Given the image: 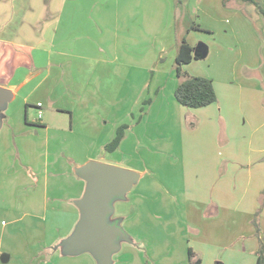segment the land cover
Wrapping results in <instances>:
<instances>
[{
  "label": "crops",
  "instance_id": "obj_1",
  "mask_svg": "<svg viewBox=\"0 0 264 264\" xmlns=\"http://www.w3.org/2000/svg\"><path fill=\"white\" fill-rule=\"evenodd\" d=\"M159 1L146 9L147 0H0V87L12 94L0 108V258L9 250L5 242H24L26 231L30 242H42L53 253L46 264L76 257L66 255L61 244L81 219L77 202L87 183L78 170L95 161L140 174L132 191L114 204L112 219L131 237L113 256L120 257L116 264H190V249L201 264L258 263L262 237H253L252 220L264 191V148L254 149L250 141L249 152L239 154L234 132H228L237 107L242 110L235 89L246 83V4ZM179 8L191 19L185 32L221 37L215 50L187 41L201 59L217 58L229 71L222 80L206 76L218 96L208 107L188 109L173 99L178 79L172 89L166 86L175 73L163 60L168 50L176 58L183 39L178 35L174 44L169 35ZM197 61L184 70L193 75ZM39 110L45 112L41 121L32 118ZM209 114L212 123L217 115L226 121L223 148L214 143L216 130L195 131ZM124 124L131 128L120 147L108 152ZM66 214L70 220H61ZM218 221L227 233L236 228L239 234L222 242L213 231ZM7 253L6 264H43V257L28 258L25 249ZM84 254L80 260L98 264Z\"/></svg>",
  "mask_w": 264,
  "mask_h": 264
},
{
  "label": "rangeland",
  "instance_id": "obj_2",
  "mask_svg": "<svg viewBox=\"0 0 264 264\" xmlns=\"http://www.w3.org/2000/svg\"><path fill=\"white\" fill-rule=\"evenodd\" d=\"M257 1L261 5V7L264 9V0H257ZM129 2L131 3L132 1H129ZM153 2H156L158 4L160 3L159 0H153L152 3ZM152 3H150V0H147V2L144 3L146 4L144 8L148 9L149 5L151 6ZM239 4L244 5L243 3H240V2ZM245 11H246V22L249 25L250 31H251V32L246 31V69H245L246 83H243V84L238 83V86L235 89V96L239 94L241 95L242 110L239 111V107H237V113L232 115L231 124H229V127H228V132H231V131L234 132L232 140H233L234 146H236L235 151L239 154L243 152H247V153L249 152L250 146L247 144V142L249 143L250 141L254 149L264 148V17L261 14L256 13V7L253 5L246 4ZM178 12L179 13L177 15L175 23H174V19L171 18L172 24L173 23L174 24H173L172 32L169 35L171 38L174 39L173 40L174 44L178 39L177 36L179 35L182 38H186V40L189 41L190 43H198V44L204 43L212 47L214 50L221 46L220 45L221 37L219 34H217V37H215L213 34H211V32H208L207 30L189 33V34L185 32L186 31L185 29L188 23L189 22L191 23V19L187 14L183 15L185 11L182 8H179ZM154 21H156V24H157L158 17H155ZM193 27L194 26H192L190 30L191 29L193 30ZM163 35L164 33L161 32L158 37H163ZM196 40L198 42H196ZM157 41L158 39H156L155 43H157ZM232 41L235 42L234 39H232ZM233 46H235V44H232V47ZM173 47L174 46H172L171 48ZM168 52H171V55L169 53L168 59L164 58L163 64L165 65L167 69H171L170 63H172L173 69H174L173 71L175 73V76H173L172 79L171 78L168 79V84L166 85L167 88H169L170 90V88L172 89L174 87V84L176 83V80L178 79V77H177V73L175 69L176 58L174 56V52L173 50L172 51L168 50ZM176 55H177V51H176ZM199 60L200 61L194 62L191 67V70L194 71V74L193 73L192 74L196 75L197 77L207 78L208 75H212L217 80H222L224 76L227 75L229 72L226 69H224V67H223V70L220 68V65H219L220 62L217 58H214L211 60H206V59H199ZM177 81L179 83V79ZM172 96H173V99L176 100L175 92L174 94H172ZM152 99H154V97ZM141 107L143 106L141 105L140 108ZM139 111L140 109L138 110V114H139ZM203 113L204 112H202V114ZM32 118L37 119L36 112L33 113ZM211 118H212L211 114H209L208 116L202 115V117L200 118V125L199 126L197 125L195 131L204 132L207 129H211V131L216 130L217 135L215 136L217 137L215 138L214 143H216V145H218L219 148H223L225 146L224 140H227L226 139V128H227L226 121H224V119L221 118L220 115H217V118L213 120L214 123H212ZM188 127L191 128L190 126ZM202 139L206 140L205 137H203ZM228 139L229 140L231 139L229 135H228ZM219 148H218V151L223 150ZM143 162L146 164L144 160ZM145 164H144L145 168L147 167L146 165L149 166L148 163L146 165ZM173 181L175 182V185H176L178 183V176L175 175V177L173 178ZM142 182L144 183V181ZM142 190L145 191L146 188L143 187ZM258 203H259V207L255 212L254 218L252 220V224L254 225V228L256 231L253 237L259 238L260 233H261L262 238L261 240L257 242L259 245V248H258V251H259L260 248L264 250V191L259 197ZM70 218H71L70 214H66L64 217H60L61 220L63 219L65 221L70 220ZM112 221L120 223V221L113 220L111 218L110 222ZM262 224H263V228H262ZM17 227L20 229L22 228V225H19ZM121 228L126 233V235L129 236L131 240L130 234L126 230L127 228L122 227V226ZM238 228H242V226H238ZM226 229L227 228H224L223 223H221V221H218V223L213 227V231L216 230L217 234H219L220 236L218 239H220L222 242L228 241L227 236H231L232 238L233 234L238 232L237 229L235 228L233 231H229L227 233ZM187 231L188 233L192 234V236L194 237L195 232L191 231L189 227L187 228ZM138 234L142 237V236H146L147 232L144 229H140ZM237 234H239V232ZM28 236L29 235L27 234V231H26V240L24 242L17 241V242H12L11 244L9 243L8 245V242L6 241L5 248L9 250H4L5 252L3 254L10 255L7 252L11 250L15 251L21 248V249L26 250L27 252L26 255L28 258L30 257L35 258L36 256H39V257H43L42 259L43 264L48 263L53 257L52 256L53 253H50V254L46 253L47 251L45 248L46 246H44L42 242H37L33 244L32 242H30V240H28ZM251 237L252 236L249 234V239H251ZM40 240H43V239L41 238ZM236 247L237 248L240 247V245L237 244V241H236ZM258 251H257V254H258ZM143 252H144V256H146V252L145 251ZM85 255L86 254L81 255V256L79 255L76 257H68V259H70V262L68 264H87L84 260H80ZM116 257H114L113 259V264H116V261L120 259V257L119 258L118 257L116 258ZM188 257H189V253H188ZM21 259L23 260V258ZM198 259L201 260V258L197 257L195 254V258L193 259V261H196ZM15 261L16 260L14 259L12 263H15ZM217 261H220V260L217 259ZM34 262L35 260L33 261V263ZM93 262L95 264L94 259H93Z\"/></svg>",
  "mask_w": 264,
  "mask_h": 264
},
{
  "label": "water",
  "instance_id": "obj_3",
  "mask_svg": "<svg viewBox=\"0 0 264 264\" xmlns=\"http://www.w3.org/2000/svg\"><path fill=\"white\" fill-rule=\"evenodd\" d=\"M199 52L196 49V53ZM206 53L204 51L203 56ZM11 95L9 89L0 87V108L9 102ZM78 175L87 183L84 198L77 202L81 219L74 234L61 246L68 256L90 253L98 264H113V256L120 251L122 243L131 242L120 223L110 222L114 214V204L132 191L140 180V174L92 161L82 166ZM1 260L6 264L10 261V256L3 254Z\"/></svg>",
  "mask_w": 264,
  "mask_h": 264
},
{
  "label": "trees",
  "instance_id": "obj_4",
  "mask_svg": "<svg viewBox=\"0 0 264 264\" xmlns=\"http://www.w3.org/2000/svg\"><path fill=\"white\" fill-rule=\"evenodd\" d=\"M231 1H237L248 5H253L257 8L259 14L264 17V9L261 7L257 0H223L224 6ZM193 29H199L194 27ZM196 48L192 47L183 38L177 46V55L175 61V69L177 77L179 79V85L175 91V97L178 103L188 109H199L208 107L218 101V96L213 84V81L204 77L192 76L184 70V66L190 64L193 60L201 59L200 54L195 55ZM152 103V99L144 102V106L141 109V115L145 113V107ZM131 126L124 124L120 126L116 132L115 138L106 146V150L110 153L115 152L121 145L125 138L126 131ZM195 253L189 250L190 264H201V260L193 261ZM264 264V250L260 248L258 251V263Z\"/></svg>",
  "mask_w": 264,
  "mask_h": 264
},
{
  "label": "built area",
  "instance_id": "obj_5",
  "mask_svg": "<svg viewBox=\"0 0 264 264\" xmlns=\"http://www.w3.org/2000/svg\"><path fill=\"white\" fill-rule=\"evenodd\" d=\"M42 106H43L42 103H39V104L37 105L38 108H41ZM42 119H43V112H42L41 110H39V111L37 112V121H41Z\"/></svg>",
  "mask_w": 264,
  "mask_h": 264
}]
</instances>
